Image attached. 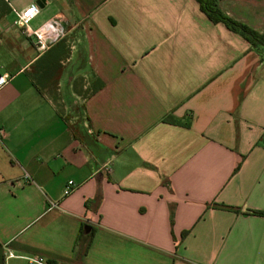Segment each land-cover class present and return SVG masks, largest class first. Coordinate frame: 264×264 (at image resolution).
I'll return each instance as SVG.
<instances>
[{
  "label": "crops",
  "instance_id": "crops-1",
  "mask_svg": "<svg viewBox=\"0 0 264 264\" xmlns=\"http://www.w3.org/2000/svg\"><path fill=\"white\" fill-rule=\"evenodd\" d=\"M217 4L264 36V0ZM2 75L3 264H264V50L195 0H0Z\"/></svg>",
  "mask_w": 264,
  "mask_h": 264
},
{
  "label": "built area",
  "instance_id": "built-area-1",
  "mask_svg": "<svg viewBox=\"0 0 264 264\" xmlns=\"http://www.w3.org/2000/svg\"><path fill=\"white\" fill-rule=\"evenodd\" d=\"M40 13V8L36 4L25 7L21 11L15 12L14 25L22 29L27 37L34 39V43L40 52H45L51 48L55 43L64 38L65 30L63 26V18L61 15L54 16L47 24H44L41 28L36 31L29 29V24L36 18ZM8 83V77L6 75L0 76V88ZM3 132L0 131V136ZM25 180H28L27 175L24 176ZM76 185L72 181H68L63 196L66 197L74 192ZM12 256V255H9ZM29 264H49L43 258L39 256H33L24 258Z\"/></svg>",
  "mask_w": 264,
  "mask_h": 264
},
{
  "label": "trees",
  "instance_id": "trees-1",
  "mask_svg": "<svg viewBox=\"0 0 264 264\" xmlns=\"http://www.w3.org/2000/svg\"><path fill=\"white\" fill-rule=\"evenodd\" d=\"M199 9L205 14L209 21L213 24L221 23L227 30L235 34L249 43L252 47L264 50V36L257 33L240 22L225 16L220 10L217 0H195ZM44 77V76H43ZM45 78V77H44ZM257 216L264 217V212L254 213ZM0 260V264H3ZM49 264H57L55 261H49Z\"/></svg>",
  "mask_w": 264,
  "mask_h": 264
},
{
  "label": "rangeland",
  "instance_id": "rangeland-1",
  "mask_svg": "<svg viewBox=\"0 0 264 264\" xmlns=\"http://www.w3.org/2000/svg\"><path fill=\"white\" fill-rule=\"evenodd\" d=\"M56 55L54 54V51H52L50 54H48L45 58H41V60L37 63V65L34 68V71H36L38 68H40L43 64H45L46 62L50 61V60H54L52 59V57H55ZM63 64L64 66H68L67 63H65V59H63ZM78 62L73 63V65H70V69L74 68V66H77ZM62 69V67H60ZM58 69V68H57ZM56 70V69H55ZM63 87H60V90L62 92V97L63 100L66 102V108L68 109V112L70 114H76V113H80L81 108L77 105H74V100L70 98V96L68 95L67 91H66V87L68 86V80L64 82Z\"/></svg>",
  "mask_w": 264,
  "mask_h": 264
}]
</instances>
